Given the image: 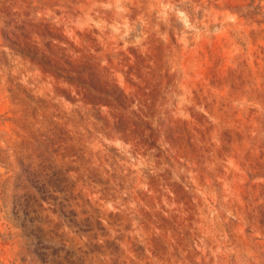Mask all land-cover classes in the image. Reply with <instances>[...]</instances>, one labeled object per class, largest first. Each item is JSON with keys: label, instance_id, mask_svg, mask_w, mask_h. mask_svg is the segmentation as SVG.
<instances>
[{"label": "rangeland", "instance_id": "1", "mask_svg": "<svg viewBox=\"0 0 264 264\" xmlns=\"http://www.w3.org/2000/svg\"><path fill=\"white\" fill-rule=\"evenodd\" d=\"M0 264H264V0H0Z\"/></svg>", "mask_w": 264, "mask_h": 264}]
</instances>
